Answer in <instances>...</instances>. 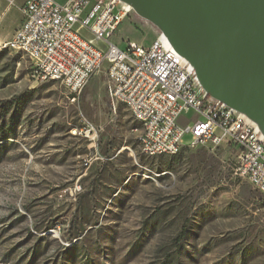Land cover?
I'll return each instance as SVG.
<instances>
[{"label": "rangeland", "instance_id": "obj_1", "mask_svg": "<svg viewBox=\"0 0 264 264\" xmlns=\"http://www.w3.org/2000/svg\"><path fill=\"white\" fill-rule=\"evenodd\" d=\"M24 1L0 0V43ZM157 33L131 11L111 40ZM105 70L72 101L0 46V264H264V194L234 175L235 150L188 147L185 135L176 154H144Z\"/></svg>", "mask_w": 264, "mask_h": 264}, {"label": "built area", "instance_id": "obj_2", "mask_svg": "<svg viewBox=\"0 0 264 264\" xmlns=\"http://www.w3.org/2000/svg\"><path fill=\"white\" fill-rule=\"evenodd\" d=\"M9 5L14 0H4ZM21 20L10 39L20 53L30 50L34 75L62 85L75 100L87 82L105 63V84L112 108L131 98L135 114L147 120V136L140 137L148 150L225 143L235 150V176L264 194V141L242 114L215 105L194 79L192 67L172 57L156 34L149 44L126 40L119 47L111 38L131 13L118 0H25ZM85 28V38L76 30ZM100 43L104 47H100ZM193 112L190 119L183 114Z\"/></svg>", "mask_w": 264, "mask_h": 264}, {"label": "water", "instance_id": "obj_3", "mask_svg": "<svg viewBox=\"0 0 264 264\" xmlns=\"http://www.w3.org/2000/svg\"><path fill=\"white\" fill-rule=\"evenodd\" d=\"M155 27L211 98L264 138V0H118Z\"/></svg>", "mask_w": 264, "mask_h": 264}, {"label": "bare ground", "instance_id": "obj_4", "mask_svg": "<svg viewBox=\"0 0 264 264\" xmlns=\"http://www.w3.org/2000/svg\"><path fill=\"white\" fill-rule=\"evenodd\" d=\"M161 43L163 44V46L166 49L169 50V52H170L172 57H180V58H182L181 56H179L171 48V46L168 44L166 38L163 35H161ZM3 47H7V46H3ZM22 52H24L31 59L30 50H22ZM183 61H185V60L183 59ZM194 79H195V81H197L195 73H194ZM213 102L215 103V105H218L220 107H223L224 109H227V111H234L232 108H229L227 105H225L221 101L213 99ZM123 104L127 107V109L129 110L130 114L132 115V117L135 120H137L140 123V125H141L140 131H139V134H138V137H137L140 151H142L144 154L149 155V156H155V155L164 154V149H156V151H155V150H148L147 148H141L140 137L141 136H147V120L146 119H141L139 117V114H135V103H134V101L131 98H124L123 99ZM261 140L264 141V138L262 136H261ZM178 151H179V148H169V154H176Z\"/></svg>", "mask_w": 264, "mask_h": 264}, {"label": "trees", "instance_id": "obj_5", "mask_svg": "<svg viewBox=\"0 0 264 264\" xmlns=\"http://www.w3.org/2000/svg\"><path fill=\"white\" fill-rule=\"evenodd\" d=\"M1 107H2V104H1ZM183 235H184V230H181L178 237L182 238Z\"/></svg>", "mask_w": 264, "mask_h": 264}]
</instances>
